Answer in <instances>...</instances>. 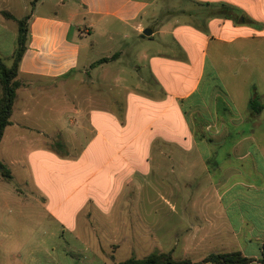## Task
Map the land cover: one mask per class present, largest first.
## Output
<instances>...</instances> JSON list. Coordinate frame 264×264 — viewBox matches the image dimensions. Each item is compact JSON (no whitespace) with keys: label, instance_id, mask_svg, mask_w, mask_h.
Returning a JSON list of instances; mask_svg holds the SVG:
<instances>
[{"label":"crops","instance_id":"1","mask_svg":"<svg viewBox=\"0 0 264 264\" xmlns=\"http://www.w3.org/2000/svg\"><path fill=\"white\" fill-rule=\"evenodd\" d=\"M34 1L0 0L3 59L13 58L17 20L30 16L18 76L23 86L0 144V159L13 173L11 182L0 176V204L17 203L23 214L25 201L34 200L52 215L44 196L50 201L53 196L71 202L66 212L76 213L75 197L89 196L99 199L97 213L99 204H107L103 209L113 217L119 210L133 216V203L170 204L178 197L186 204L184 213L190 204L208 203L205 192L182 195L177 189L178 180L189 186L211 162L219 166L214 150L203 149L208 133L216 128L219 134L217 125L231 121L224 119L233 110L227 78L209 50L264 37V0H41L33 7ZM47 5L54 7L52 13L40 11ZM92 34L94 40L86 38ZM6 40L14 43L8 55L1 44ZM84 42L100 57H83ZM113 56L118 57L97 65ZM220 57L236 63L239 53ZM234 69L232 78L238 77ZM247 106L255 118L251 100ZM7 183L18 187L7 189ZM151 188L165 193L153 198ZM215 188L220 212L197 215L198 225L180 233L183 256L174 255L180 246L175 242L170 252L194 263L241 252L261 264L264 196L240 197L231 189L221 194L223 181ZM248 188L264 193V183ZM154 229L147 222L139 228L132 224L124 228L123 241L145 249L157 237ZM201 252L208 255L192 259Z\"/></svg>","mask_w":264,"mask_h":264},{"label":"rangeland","instance_id":"2","mask_svg":"<svg viewBox=\"0 0 264 264\" xmlns=\"http://www.w3.org/2000/svg\"><path fill=\"white\" fill-rule=\"evenodd\" d=\"M53 8L52 5H47L40 8V11L52 13ZM144 25L146 29H150L148 21ZM96 32L97 37L102 35L100 28L93 33ZM95 37L96 34H92L91 38L86 35V38L91 40ZM1 44L4 46L5 55H8L14 43L6 40ZM84 44L83 57H100L97 54L98 49L91 50L86 42ZM16 47L17 43L15 49ZM232 51L239 53L238 62L220 57L221 54ZM209 55L211 60L223 69L227 78V91L233 102V110L230 115H225L224 119L233 122L218 124L220 133L216 134V128H213L206 139V147L203 150H214L216 155L213 157L219 166L211 162L208 165L209 170H203L199 173L201 177L191 179L189 186H184V180H178L181 184L177 189V193L180 191L182 195L198 196L201 191L205 192L209 202L190 204L187 213L183 212L186 204L182 199L178 200V197L171 199L170 204L133 203L134 209L136 208L131 212L133 216L120 213L119 210L112 214L113 217H109L108 210L105 212L103 209L107 204L98 205L103 206L99 213L94 210L99 199L94 198L92 201L89 196H77L74 204L76 213H67L66 208L71 202L64 203L53 196L50 201L44 196L47 199L45 203L48 212H52L57 218L43 210L42 204L34 200L25 201L23 214H20L17 203L10 204V208L0 204V264H119L130 258L142 259L156 251L169 253L174 242L180 245L174 255L182 257V230L191 225H198L196 216L199 214L220 212V205L215 199L216 183L224 182L225 189L219 188L221 194L231 189V195L245 198L263 197L264 193H258L254 188L250 190L248 187H262L264 183V109L251 119L247 105L250 100L257 99L264 107V37L240 39L232 48L215 44L209 50ZM3 60L7 66L13 64V58ZM232 66L235 67L234 71L238 72V77L232 78ZM227 134L230 136H226ZM5 187L13 190L18 186L7 183ZM128 191L134 192L136 188H128ZM150 191L151 193L143 190L141 193H150L153 198L158 193H165V190L160 193L152 188ZM84 200L88 202L84 204ZM242 207L247 211L246 205ZM90 212H93L91 217ZM138 215L140 217L136 218ZM146 222L155 228L157 237L149 245L147 243L145 249H142V245H136L132 249L123 241L124 228L132 224L134 228H139ZM122 227L124 231L121 232ZM135 241L140 242L137 239ZM154 242L156 243L153 245ZM203 255L208 254L201 252L192 259L200 261Z\"/></svg>","mask_w":264,"mask_h":264},{"label":"trees","instance_id":"3","mask_svg":"<svg viewBox=\"0 0 264 264\" xmlns=\"http://www.w3.org/2000/svg\"><path fill=\"white\" fill-rule=\"evenodd\" d=\"M39 1L41 0H35L32 4L33 7ZM3 15L7 19L15 20V17L7 12H3ZM29 19L30 16L22 20H17L19 34L17 47L13 55V64L7 66L0 56V82L2 86V97L0 99V144L6 129L12 124L11 117L17 99V92L23 86L18 80V76L20 64L27 49ZM117 57L118 56H113L111 59H102L97 62V65L116 60ZM251 109L258 113L263 110V107L257 99H253L251 100ZM0 176L5 182H11L13 180L11 169L1 159ZM254 262V259L244 256L241 252L213 254L205 258L201 263H194L188 259H178L172 252H154L142 259L130 258L119 264H253ZM259 262L264 264V245L261 249V258Z\"/></svg>","mask_w":264,"mask_h":264},{"label":"water","instance_id":"4","mask_svg":"<svg viewBox=\"0 0 264 264\" xmlns=\"http://www.w3.org/2000/svg\"><path fill=\"white\" fill-rule=\"evenodd\" d=\"M152 35V31L151 30H148L147 32H145V36H151Z\"/></svg>","mask_w":264,"mask_h":264}]
</instances>
